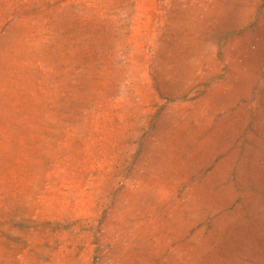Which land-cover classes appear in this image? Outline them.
I'll return each instance as SVG.
<instances>
[{
  "label": "rangeland",
  "instance_id": "1",
  "mask_svg": "<svg viewBox=\"0 0 264 264\" xmlns=\"http://www.w3.org/2000/svg\"><path fill=\"white\" fill-rule=\"evenodd\" d=\"M0 264H264V0H0Z\"/></svg>",
  "mask_w": 264,
  "mask_h": 264
}]
</instances>
